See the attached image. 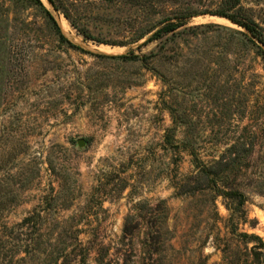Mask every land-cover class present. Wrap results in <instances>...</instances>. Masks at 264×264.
Wrapping results in <instances>:
<instances>
[{"label":"rangeland","instance_id":"1","mask_svg":"<svg viewBox=\"0 0 264 264\" xmlns=\"http://www.w3.org/2000/svg\"><path fill=\"white\" fill-rule=\"evenodd\" d=\"M52 2L0 0V264H264V0Z\"/></svg>","mask_w":264,"mask_h":264},{"label":"trees","instance_id":"2","mask_svg":"<svg viewBox=\"0 0 264 264\" xmlns=\"http://www.w3.org/2000/svg\"><path fill=\"white\" fill-rule=\"evenodd\" d=\"M35 1L40 3V0H35ZM50 2L53 4L52 0H50ZM216 15L222 16L224 18H228L233 23L238 24L239 26L243 27L244 29L248 31V33L254 39L258 40L264 45V35L261 33L260 28L252 20H248L244 16H241L238 14H227L226 12H222V11L217 12ZM184 25L185 24H183L182 22L167 21L166 24L162 28H160L157 32H155V34L148 41L152 42L154 40H159L164 35L173 33ZM84 36L88 39H91L90 36L86 34H84ZM69 45L73 48L79 49L76 46H73L72 44H69ZM107 58L121 59V60L129 59L128 56H117V57H107ZM245 147H246L245 144L237 143V144H234L228 150H226L225 153H223L222 156L216 162L210 165H207L203 162H199L200 170L198 172V175L195 178L190 179V181L195 184L193 189L202 190V189L210 187V185L216 186L217 182L221 179L223 175L227 174L231 169H234L237 167L238 161L240 160V155L238 154L243 151H251V149L246 150ZM252 147L253 145L251 144L250 148ZM220 195H224V193Z\"/></svg>","mask_w":264,"mask_h":264}]
</instances>
